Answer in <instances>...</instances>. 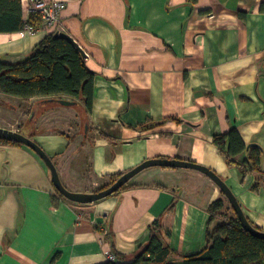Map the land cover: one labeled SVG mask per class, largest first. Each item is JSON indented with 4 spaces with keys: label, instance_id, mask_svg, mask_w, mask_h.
Instances as JSON below:
<instances>
[{
    "label": "crops",
    "instance_id": "crops-1",
    "mask_svg": "<svg viewBox=\"0 0 264 264\" xmlns=\"http://www.w3.org/2000/svg\"><path fill=\"white\" fill-rule=\"evenodd\" d=\"M64 1L62 32L96 73L91 113L85 121L76 105L0 92V128L37 142L72 192H94L149 159L201 164L226 181L264 231V184L253 191L258 174L244 182L214 144L236 128L246 145L264 149V0ZM15 4L5 19L0 9V59L10 63L50 34L8 30L34 15L24 0ZM149 122L157 126L133 128ZM54 195L51 171L33 149L0 144V264L132 262L156 222L179 263L206 247L210 206L226 198L204 173L164 167L145 169L92 204L61 199L56 207ZM102 223L109 235L96 231Z\"/></svg>",
    "mask_w": 264,
    "mask_h": 264
},
{
    "label": "trees",
    "instance_id": "trees-1",
    "mask_svg": "<svg viewBox=\"0 0 264 264\" xmlns=\"http://www.w3.org/2000/svg\"><path fill=\"white\" fill-rule=\"evenodd\" d=\"M198 1L188 0L192 3ZM15 3L20 4L21 0H0V9L5 12L2 18L5 19L11 15L6 11H10L11 6L16 5ZM27 24L38 27L41 19L39 16L32 15ZM27 24L22 23L20 19L17 26L8 30H24ZM95 78L96 73L89 68L87 59L81 51L68 39L55 37V34H49L24 60L10 63L0 59L1 93L21 98L26 102L37 97L54 98L60 102L62 97H70L79 107L85 121L93 108ZM170 120L177 123L181 121L177 118ZM156 126L157 124L149 122L133 128L146 131ZM100 137L111 140L110 136L102 132ZM0 144L23 145L16 141L1 139ZM214 144L224 156L228 166L236 167L241 171L244 182L248 176L258 174L250 188L259 192L264 184L262 172L264 149L255 144L246 145L236 128L227 134L215 136ZM244 152L247 158L239 161L237 157ZM122 175L123 173H118L112 176L108 184L94 192L111 187ZM125 188L126 185L116 194ZM52 199L56 207L61 199L68 200L57 189ZM176 203L177 200L171 205V211L175 210ZM230 212L233 213L232 216ZM209 213L206 247L198 253L184 256L179 263L170 260L174 251L159 235L161 226L159 222H156L151 229L152 235L149 242L139 249L132 262L116 263L109 260L103 264H264V239L244 229L233 207H226L225 199L216 200L210 206ZM96 231L100 234L104 233L101 225L96 226Z\"/></svg>",
    "mask_w": 264,
    "mask_h": 264
},
{
    "label": "water",
    "instance_id": "water-1",
    "mask_svg": "<svg viewBox=\"0 0 264 264\" xmlns=\"http://www.w3.org/2000/svg\"><path fill=\"white\" fill-rule=\"evenodd\" d=\"M55 37H62L68 39L81 51L84 58L87 57L86 52L83 50V48L69 34L61 32L55 34ZM59 101L60 104L65 106L75 105V102L73 101H68V100H59ZM0 139L16 141L33 149L43 159V161L50 169L52 181L56 189L60 192V194L63 195L66 199L80 204H92L116 194L117 192L120 191V189L123 186L127 185L133 177H135L145 169L151 167L184 168V169H193L200 171L205 175H207L209 178H211L212 181H214V183L219 187V189L222 191V193L225 195V197L228 199L229 203L233 207L244 229L247 230L252 235L264 239V231L257 229L251 224L242 206L240 205L238 198L236 197L232 189L229 187V185L226 183V181L215 171L201 164L192 161L182 160V159H170V158L149 159L144 161L134 169L124 173L111 187L105 190H101L97 192H88V193L72 192L68 190L63 184L53 159L33 139L24 135L21 132L11 131L3 128H0Z\"/></svg>",
    "mask_w": 264,
    "mask_h": 264
},
{
    "label": "built area",
    "instance_id": "built-area-1",
    "mask_svg": "<svg viewBox=\"0 0 264 264\" xmlns=\"http://www.w3.org/2000/svg\"><path fill=\"white\" fill-rule=\"evenodd\" d=\"M24 4L29 11L41 19V24L38 27L26 25V30L31 32L48 31L50 34L62 32V17L63 12L67 8V2L64 0H24ZM88 57V55H87ZM103 231L108 234L106 225L103 223ZM113 260V257H110Z\"/></svg>",
    "mask_w": 264,
    "mask_h": 264
},
{
    "label": "rangeland",
    "instance_id": "rangeland-1",
    "mask_svg": "<svg viewBox=\"0 0 264 264\" xmlns=\"http://www.w3.org/2000/svg\"><path fill=\"white\" fill-rule=\"evenodd\" d=\"M10 98L11 99H17L16 97H12V96H10ZM0 117L1 118H3V115L0 113ZM74 192V191H73ZM225 200H226V207L227 208H231V204L229 203V201L225 198ZM230 215L232 216L233 215V213L232 212H230Z\"/></svg>",
    "mask_w": 264,
    "mask_h": 264
}]
</instances>
